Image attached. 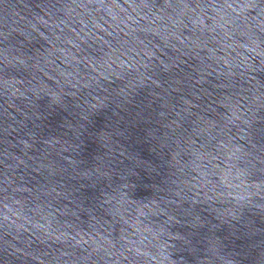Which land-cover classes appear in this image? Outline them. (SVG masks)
<instances>
[{"label":"water","instance_id":"obj_1","mask_svg":"<svg viewBox=\"0 0 264 264\" xmlns=\"http://www.w3.org/2000/svg\"><path fill=\"white\" fill-rule=\"evenodd\" d=\"M0 264H264V0H0Z\"/></svg>","mask_w":264,"mask_h":264}]
</instances>
